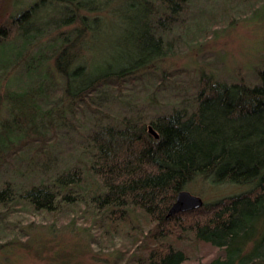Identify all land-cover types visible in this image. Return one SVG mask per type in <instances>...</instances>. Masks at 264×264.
Returning a JSON list of instances; mask_svg holds the SVG:
<instances>
[{"label":"trees","instance_id":"obj_1","mask_svg":"<svg viewBox=\"0 0 264 264\" xmlns=\"http://www.w3.org/2000/svg\"><path fill=\"white\" fill-rule=\"evenodd\" d=\"M246 1L205 17L193 0L13 2L0 24V227L12 213L63 220L114 250V264H264V59L252 81L204 68L185 81L164 66L174 39L200 51ZM53 5L66 16L37 28ZM135 9L145 37L116 40L124 56L90 60L92 25L118 16L127 30ZM9 45L19 48L4 58ZM23 64L39 72L14 82ZM197 178L246 188L168 214Z\"/></svg>","mask_w":264,"mask_h":264},{"label":"rangeland","instance_id":"obj_2","mask_svg":"<svg viewBox=\"0 0 264 264\" xmlns=\"http://www.w3.org/2000/svg\"><path fill=\"white\" fill-rule=\"evenodd\" d=\"M15 1L0 0V24L16 9L13 4ZM222 1L235 3V0H193L191 9L194 12H199L201 9V14L198 16L205 17L210 15V11L222 10ZM245 3L240 10L245 9V13L238 16L237 12L233 19H227L225 25L217 28L214 36H210L205 42H200V51L186 47L178 50V43H175L178 41L174 39L176 49L172 50V56L166 59L164 66L170 70H178L176 77L184 78L185 81L197 79L198 68H204L206 72L214 73L226 81H232L237 77L254 80L256 67H260L264 59V5L252 0H247ZM236 10L235 6L232 11L236 12ZM143 11L144 9L141 11L135 9L128 12L130 16L124 23L128 26L127 30L123 29V20L118 16L103 20L101 24L92 25L93 31L90 37L94 42L89 59L106 62L114 56H119V53L121 56L126 55L125 50L118 47L116 50V40L122 41L127 36L145 37L146 34L141 33L140 30L142 22L145 21ZM64 13V9L56 5L41 8L35 26L38 28L41 24V27L51 28L59 19L66 16ZM135 21L139 25H136ZM28 25H24L20 33L25 34L26 32H23L29 30ZM16 44L22 46L24 38L19 36ZM18 48L9 45L2 56L6 58ZM28 68L24 64L18 67L11 75V79L16 82L27 79L30 75L36 77L39 70L37 72L34 67L33 71ZM134 103L140 112H147L148 105L141 101ZM61 141L63 143L60 144L66 147L76 143L69 144L65 135H62ZM188 187L190 192L207 201L246 188L244 185L236 184L214 186L201 178L194 180ZM6 216L7 218L4 217L6 220L1 217V220L6 221L8 225L7 230L5 227H0V243L3 244L0 245V264H114L117 253L108 249L104 243H100V240L97 243L93 242L90 234L84 229L68 228L69 225L63 220L51 224L48 220L42 221L43 217H35L24 223L14 218L13 213ZM45 222L48 224L45 225ZM7 241L11 244H5Z\"/></svg>","mask_w":264,"mask_h":264},{"label":"water","instance_id":"obj_3","mask_svg":"<svg viewBox=\"0 0 264 264\" xmlns=\"http://www.w3.org/2000/svg\"><path fill=\"white\" fill-rule=\"evenodd\" d=\"M150 129L152 131H154L151 127H150ZM154 133L156 136H158V134L155 131H154ZM203 202H204V200L200 196H197V195L193 194L192 192H190L189 190H186V189L181 190L178 193L175 202L173 203V205L169 209L168 214H172V213H176L178 211H184V210L199 207L203 204Z\"/></svg>","mask_w":264,"mask_h":264}]
</instances>
